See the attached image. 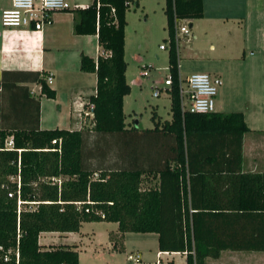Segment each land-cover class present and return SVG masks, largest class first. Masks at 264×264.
<instances>
[{
  "label": "trees",
  "instance_id": "1",
  "mask_svg": "<svg viewBox=\"0 0 264 264\" xmlns=\"http://www.w3.org/2000/svg\"><path fill=\"white\" fill-rule=\"evenodd\" d=\"M128 1L93 0L86 8L71 10L73 33L96 35L98 45L107 52L96 60L85 55L80 58V70L96 75L95 94L83 105L93 106L89 129L0 127V264H79L73 246L44 248L39 245L38 237L44 232H78L82 223L93 222L115 223L120 234H156L158 250L187 252L186 264H205L207 257L217 258L219 251L228 247L264 251V245L217 246L216 236L209 230L210 216L195 205V194L210 185L193 173L194 163L200 159L224 158L227 154L239 163L241 140L248 131L240 112L182 114L180 111L173 16L190 21L201 19L202 0H165L164 13L171 38L167 66L173 79L168 93L171 116L163 122L152 116L154 125L147 130L174 136L173 155L166 159L164 168L107 171L88 163L91 151L87 150L89 139L84 131L97 136L136 130V125L125 122L123 113L124 97L130 94L124 61ZM37 77L34 81L39 83L41 94L55 99V91ZM8 137L12 138L11 149L5 146ZM214 142L230 149L218 152ZM148 178L154 181L153 185L142 188ZM51 179H59L60 184ZM242 187L246 192H263L260 195L264 204V174H242ZM74 202L83 204L77 208ZM86 208L89 212H84ZM251 235L252 243L264 241V225L252 230Z\"/></svg>",
  "mask_w": 264,
  "mask_h": 264
},
{
  "label": "crops",
  "instance_id": "2",
  "mask_svg": "<svg viewBox=\"0 0 264 264\" xmlns=\"http://www.w3.org/2000/svg\"><path fill=\"white\" fill-rule=\"evenodd\" d=\"M240 1L226 0V3L234 7ZM67 2L70 6H79L83 9L93 0H67ZM224 2V0H202L203 17L200 20L207 16L205 12L207 6L210 7L211 4L218 6ZM10 4L11 0H0V16ZM136 5L139 6L138 2ZM73 21L74 14L71 10L55 12L51 15L50 23L43 27L38 36L27 30L0 28L1 128L12 130L37 127L39 130L78 131L91 127V115L85 116L88 108L83 105L87 103L89 96L95 94L96 75L80 70V58L85 55L96 60L98 56H106L107 52L98 45L96 35H75ZM191 26L192 23L189 24V27ZM257 46L259 57L251 62L254 64V72L247 73L244 79L248 84L244 98L238 99L234 94L236 83L226 80L229 90L221 91L215 100L214 112L224 114L240 112L243 115L248 131L241 140L240 162L228 158L227 154L224 158L200 159L194 163L196 169L193 173L199 174V178L210 185L206 190L202 189L195 194V205L198 207L197 210L210 216L212 223L209 230L212 236H216L214 241L217 246L264 245V241L252 243L251 235L252 230L261 229L264 225V221H259L264 219L263 196L260 195L263 192H246L242 187V174H264V58L262 57L264 45L259 43ZM210 48L214 47L210 45ZM220 70L221 68H217L212 76L221 78ZM48 74L52 75V82L47 85L55 91V99H47L42 95L39 83L34 81L38 78L37 75L43 79ZM65 76L70 78L67 83L63 82ZM259 80L262 82L257 83ZM60 95L63 100L59 99ZM234 96L241 104L237 105L238 111H225L234 101ZM150 129L136 126V130L97 136L84 131L83 134L89 139L87 150L91 151L88 163L96 169L107 171L162 170L166 159L173 155L171 148L175 146V139L173 135L165 136L160 132L147 131ZM95 139L97 141L94 146ZM213 144L216 145L214 148L218 152L226 150L228 152L230 149L229 146L220 145L219 142ZM55 180L59 181V183L55 181L59 185L60 180ZM187 200L189 204V192ZM248 217L255 220L248 221ZM103 223L111 225V223ZM83 224L85 223H82L81 228ZM113 224L115 227L110 228L109 233L105 235L95 233L91 238H87L89 246L94 247L93 259L101 264H109L115 251L124 253L128 244L129 233H118L117 224ZM81 228L78 232L70 233H40L38 243L44 248L73 246L81 264L79 247L82 244L85 246L82 237L84 234L80 233ZM148 234L153 235L152 247L143 245L144 251L139 248L136 251L142 255L145 263H152L155 254L161 251L158 250L157 235ZM48 235L70 239L68 243L46 244L44 241ZM243 237L246 239L242 241ZM129 253L131 252L127 255ZM175 257L167 261V264H174ZM178 257L176 264H184L185 258ZM205 264H264V251L228 247L219 251L217 258L207 257Z\"/></svg>",
  "mask_w": 264,
  "mask_h": 264
},
{
  "label": "rangeland",
  "instance_id": "3",
  "mask_svg": "<svg viewBox=\"0 0 264 264\" xmlns=\"http://www.w3.org/2000/svg\"><path fill=\"white\" fill-rule=\"evenodd\" d=\"M224 1L218 6L213 4L207 6L205 11L207 16L202 20L190 21L192 26L187 25L190 33L188 40L180 35L177 46L179 72L184 78L191 74L212 75L216 73L217 68H221L222 85L218 94L223 90H229L226 82L228 80L233 84L236 83L234 94L241 100L248 88L246 86L248 84L244 82L246 74L252 73L255 69L251 62L259 57L257 45L259 43L264 45V0H241L234 7ZM137 2L139 6L136 5ZM164 8L165 0H129L125 13V78L130 87V94L124 99L123 113L126 122L131 126L152 128L154 125L152 116L160 122L169 120L171 116L168 94L161 91L158 97L152 95L154 88L163 87L162 82L168 75L169 35ZM182 23L179 22L180 25ZM0 28H2L1 23ZM162 44L167 45V49L160 50L159 46ZM210 45L214 48L211 49ZM262 57L264 58V55ZM146 67L149 69L148 76H139V72ZM69 79V76H65L63 82L67 83ZM261 82L262 80H259L257 83ZM230 85L232 88V84ZM235 96L234 101L225 111H238L237 105L241 104ZM59 99L63 100V97L60 95ZM8 179L15 180L11 177ZM153 182L150 178L146 179L142 188L153 185ZM113 227H115L113 223L83 224L80 233L84 234L82 237L85 246L82 244L79 247L81 264H101L93 259L94 247L89 246L87 238H91L95 233L105 235ZM69 239L48 235L44 243L58 245L68 243ZM127 240L125 252L115 251L109 264H130L126 261L128 252H137L138 248L143 250V245L152 247L154 243L153 235L148 233H129ZM178 260L179 257L176 256L174 264Z\"/></svg>",
  "mask_w": 264,
  "mask_h": 264
},
{
  "label": "built area",
  "instance_id": "4",
  "mask_svg": "<svg viewBox=\"0 0 264 264\" xmlns=\"http://www.w3.org/2000/svg\"><path fill=\"white\" fill-rule=\"evenodd\" d=\"M80 8L79 6H70L67 0H11L10 7L1 12L0 23L5 29H18L27 30L31 34L38 36L43 30L45 25H48L51 21V15L55 12L69 11L72 9ZM179 22H183L182 25ZM184 24V25H183ZM190 24L188 19H179L175 15L173 16V38L172 41L177 46L180 40V35L189 39V28L187 25ZM171 38H168V49L170 47ZM167 45H160V50L167 49ZM177 87L179 95V106L182 114L184 113H196V114H209L215 111V99L218 94V90L222 85L221 78L218 76H212L209 74H191L184 78L179 74V65L177 61ZM149 69H145L139 72V76H148ZM47 84H51L52 75L48 74L44 78ZM162 88H154L153 97H158L161 91L166 94L169 93L172 85L173 79L168 74L163 82ZM93 106L90 104L88 106V111L85 116L91 115V110ZM56 141L53 140L52 144ZM58 143H60L58 141ZM6 148L11 149L13 147L12 138L6 141ZM57 151H60L57 148ZM51 181H57L51 179ZM59 183V181H58ZM11 196L10 194L8 195ZM77 208H81L82 202H74ZM84 212H89L86 208ZM191 213V209H189ZM102 216V215H101ZM191 229V223H189ZM190 254L194 255L193 251ZM174 256L184 257L186 264L187 252H157L155 254V259L152 263H145L142 259V255L139 252H131L127 255V260L131 264H167V261H171Z\"/></svg>",
  "mask_w": 264,
  "mask_h": 264
}]
</instances>
